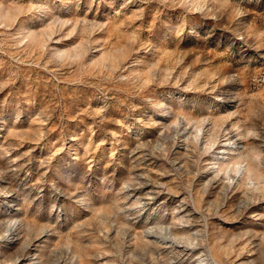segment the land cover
Returning <instances> with one entry per match:
<instances>
[{
    "label": "rangeland",
    "instance_id": "rangeland-1",
    "mask_svg": "<svg viewBox=\"0 0 264 264\" xmlns=\"http://www.w3.org/2000/svg\"><path fill=\"white\" fill-rule=\"evenodd\" d=\"M0 245L264 264V0H0Z\"/></svg>",
    "mask_w": 264,
    "mask_h": 264
},
{
    "label": "bare ground",
    "instance_id": "bare-ground-1",
    "mask_svg": "<svg viewBox=\"0 0 264 264\" xmlns=\"http://www.w3.org/2000/svg\"><path fill=\"white\" fill-rule=\"evenodd\" d=\"M158 122H159V121H158ZM224 138H225V137H224ZM225 140H227V139H225ZM234 144H235V143H234ZM229 145H230V144H229ZM232 147H233V146H232ZM234 147H236V146H234ZM239 147H240V146H239ZM220 148H221V151H219V153H222V154H226V153H227V154H228V150H227L228 147H227V144H226V143H222L221 146H220ZM232 149H233V148H232ZM235 151H236V150H235ZM227 156H228V155H227ZM219 158H220V159H222V158L224 159L225 157L220 156ZM228 158H229V157H228ZM217 159H218V156H217ZM226 159H227V158H226ZM224 160H225V159H224ZM221 161H223V160H221ZM213 162H214V161H213ZM226 162H227V161H226ZM215 163H216V162H215ZM212 171H213V169H212ZM237 171H238V170H237ZM150 188H151V187H150ZM131 190H132V189H130V191H131ZM145 190H146V189H145ZM153 191H154V190H153ZM131 192H132V191H131ZM133 192H134V191H133ZM135 192H136V191H135ZM133 194H134V193H133ZM150 194H151V191H149V192L147 193V195H148L147 198H148V199H152V197L150 196ZM138 196H139V195H138ZM10 197H11V196H10ZM181 197H182V196H181ZM11 198H12V197H11ZM168 198H169V197H168ZM160 199H161V198H160ZM173 201H174V200H173ZM177 202H178V201H177ZM182 207H183V206H182ZM187 208H188V207H187ZM195 213H196V212H195ZM184 219H185V218H184ZM198 224H199V223H198ZM180 227H181V226H180ZM187 229H188V227H187ZM189 229H190V228H189ZM178 231H179V230H178ZM193 231H194V230H193ZM186 232H187V231H186ZM189 232H190V231H189ZM197 232H198V230H197ZM165 237H166V235H165ZM165 237H164V238H165ZM169 237H170V236H169ZM166 238H167V237H166ZM7 239H8V238H7ZM153 239H154V238H153ZM155 239H156V238H155ZM157 240H158V239H157ZM8 241H9V240H7V242H8ZM160 241H161V240H160ZM162 241H163V240H162ZM164 241H166L165 244L168 243V242L174 243L173 239H171V238H167V239H165ZM176 241H177V240H176ZM7 242H6V243H7ZM162 243H163V242H162ZM162 243H159V244H162ZM183 243H184V242H183ZM168 244H169V243H168ZM179 244H180V243H179ZM179 244H178V245H179ZM166 245H167V244H166ZM169 245H170V244H169ZM173 245H175V244H173ZM176 245H177V244H176ZM0 246H1V245H0ZM180 246H182V245H179V247H180ZM184 246H185V245H184ZM186 246H187V245H186ZM188 246H189V245H188ZM171 247H172V246H171ZM173 247H174V246H173ZM173 247H172V248H173ZM184 248H185V247H184ZM173 249H174V248H173ZM185 249H186V248H185ZM170 250H171V249H170ZM177 250H178V249H177ZM182 250H183V249H182ZM182 250H181V251H182ZM190 252H191V251H190ZM199 256H200V255H199ZM198 258H200V257H198ZM23 259H24V258H23ZM204 259H205V257H204ZM201 260H202V259H201ZM32 261H33V260H32ZM198 261H199V260H198ZM208 262H209V261H208ZM199 263H200V262H199Z\"/></svg>",
    "mask_w": 264,
    "mask_h": 264
}]
</instances>
